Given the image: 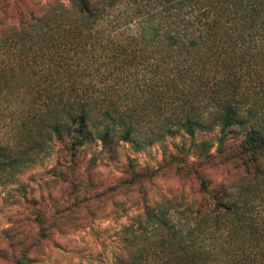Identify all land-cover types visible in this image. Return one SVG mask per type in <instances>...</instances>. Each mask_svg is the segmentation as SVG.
I'll use <instances>...</instances> for the list:
<instances>
[{"label": "trees", "instance_id": "1", "mask_svg": "<svg viewBox=\"0 0 264 264\" xmlns=\"http://www.w3.org/2000/svg\"><path fill=\"white\" fill-rule=\"evenodd\" d=\"M68 6L13 0L15 23L0 19V186L53 141L75 167L95 140L114 156L122 141L140 150L182 131L198 155L177 172L196 175L203 195L180 221L145 206V247L118 264H264V0ZM216 127L215 141L196 140ZM218 167L231 178L203 172Z\"/></svg>", "mask_w": 264, "mask_h": 264}, {"label": "rangeland", "instance_id": "2", "mask_svg": "<svg viewBox=\"0 0 264 264\" xmlns=\"http://www.w3.org/2000/svg\"><path fill=\"white\" fill-rule=\"evenodd\" d=\"M12 1L0 0L5 25L15 23ZM25 2L28 8L41 2L46 10L71 14L69 0ZM218 135V127L199 129L196 140L213 142ZM228 136L238 140L241 132ZM47 151L20 172L18 183L0 186V264H118L144 246L150 227L145 206L161 205L171 220L180 221L203 195L196 175L177 172L178 164L198 155L182 131L140 150L122 141L114 156L95 140L78 149L75 167L56 141ZM134 169L142 176L133 177ZM203 172L215 183L231 178L223 167Z\"/></svg>", "mask_w": 264, "mask_h": 264}]
</instances>
